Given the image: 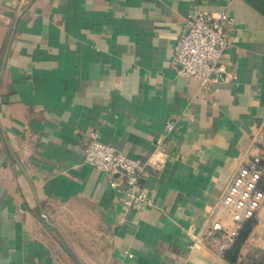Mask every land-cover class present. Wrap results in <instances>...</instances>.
I'll return each mask as SVG.
<instances>
[{
  "label": "crops",
  "instance_id": "0c3cea01",
  "mask_svg": "<svg viewBox=\"0 0 264 264\" xmlns=\"http://www.w3.org/2000/svg\"><path fill=\"white\" fill-rule=\"evenodd\" d=\"M221 12L203 88L174 46L187 18ZM92 132L148 163L151 207L127 212L84 162ZM263 154L264 15L247 0H0V264H228L199 238ZM248 246L264 248V202Z\"/></svg>",
  "mask_w": 264,
  "mask_h": 264
},
{
  "label": "built area",
  "instance_id": "2783aa9c",
  "mask_svg": "<svg viewBox=\"0 0 264 264\" xmlns=\"http://www.w3.org/2000/svg\"><path fill=\"white\" fill-rule=\"evenodd\" d=\"M232 24V18L222 12L211 20L202 15L187 18L176 38L172 56L177 73L198 80L203 88L208 87L219 70L228 46L226 29ZM164 128L169 132L172 123L165 122ZM260 160L254 158L234 172L199 238L216 247L220 256L234 244L245 222H256L264 202V170L259 168ZM84 162L106 175L110 188H122L123 207L127 212L139 214L152 206V199L143 186L146 161L115 153L92 132L84 142Z\"/></svg>",
  "mask_w": 264,
  "mask_h": 264
},
{
  "label": "trees",
  "instance_id": "16d2710c",
  "mask_svg": "<svg viewBox=\"0 0 264 264\" xmlns=\"http://www.w3.org/2000/svg\"><path fill=\"white\" fill-rule=\"evenodd\" d=\"M259 13L264 15V0H247ZM264 170V154L259 162ZM256 225L254 220L245 222L238 232L234 244L225 252L224 259L228 264H264V248L250 249L248 239Z\"/></svg>",
  "mask_w": 264,
  "mask_h": 264
}]
</instances>
